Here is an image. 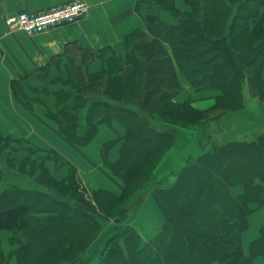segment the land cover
I'll list each match as a JSON object with an SVG mask.
<instances>
[{
    "label": "trees",
    "instance_id": "trees-1",
    "mask_svg": "<svg viewBox=\"0 0 264 264\" xmlns=\"http://www.w3.org/2000/svg\"><path fill=\"white\" fill-rule=\"evenodd\" d=\"M184 2L188 9L175 0H137L145 28L126 35L125 60L112 47L81 48L40 74L13 82L15 97L29 108L43 103L47 116L76 145L91 142L101 122L120 121L126 129L120 159L106 156L116 140L104 144V158L118 175L130 161L134 168L121 193L91 192L59 151L0 132V230L8 232L9 242L0 264H258L264 259V226L248 252L242 243L252 204L264 205V122L256 115L264 114V0ZM93 60L102 63L100 71L89 70ZM126 64L133 65L135 76L123 83L119 77ZM52 66L60 73L47 82ZM179 72L196 90H219L215 104L201 109L190 99L177 100L183 89ZM251 90L263 106L252 113L257 120L244 134L225 127L217 120L221 115L208 119L222 108L240 111ZM193 123L211 125L201 135L210 143L196 156L176 158L171 186H154L164 157ZM49 161L66 167V176L58 178ZM151 184L166 221L143 242L128 215ZM239 184L245 190L235 196L231 188ZM103 220L114 224L106 233Z\"/></svg>",
    "mask_w": 264,
    "mask_h": 264
},
{
    "label": "crops",
    "instance_id": "crops-1",
    "mask_svg": "<svg viewBox=\"0 0 264 264\" xmlns=\"http://www.w3.org/2000/svg\"><path fill=\"white\" fill-rule=\"evenodd\" d=\"M66 1L71 0H0V132L13 138L25 139L45 149L59 151L76 165L78 177L89 191L107 189L120 193L125 177L131 175L133 171L134 161H130L118 175L108 167L103 152L105 143L116 140L107 148L106 156L111 162L120 159V149L126 132L120 121L101 122L91 142L83 146L76 145L66 139L60 131L59 124L47 116V108L43 103L35 102L33 107L29 108L23 105L13 92L12 84L15 80H24L40 74L41 69L55 60L60 61L59 59L67 52L80 51L81 48L101 51L105 47H112L119 58L125 60L126 35L145 26L142 16L136 9L137 0H85L90 5L87 16L37 32L11 29L6 23V17L18 11L35 12ZM177 5L183 9L189 8L184 0H177ZM149 38L142 40L146 42ZM167 46L172 51V45L169 43ZM100 63L99 60H94L90 70L100 71ZM59 73L58 68L52 66L49 72L50 79L57 78ZM71 75L79 78L77 81L81 78L76 68L71 70ZM134 76L133 65L126 64L119 80L123 83L130 82L134 80ZM178 76L183 86L177 95L179 101L193 99L198 107L203 108V105L211 104L220 94L217 89L196 90L183 73L179 72ZM175 162L173 155H170L161 165L160 172L174 169L177 166ZM48 164L58 178L66 176L68 171L66 167L58 169L53 161H49ZM138 200L135 203L137 216L132 222L141 232L145 242L162 230L166 215L152 192L143 194ZM146 204L145 209L161 218L158 230L148 225L144 227V219L140 220V213ZM104 224L103 230L106 233L109 228L108 224H105L106 226ZM146 229L149 233L157 232L154 235H144ZM257 262L264 264V259L258 258Z\"/></svg>",
    "mask_w": 264,
    "mask_h": 264
},
{
    "label": "rangeland",
    "instance_id": "rangeland-1",
    "mask_svg": "<svg viewBox=\"0 0 264 264\" xmlns=\"http://www.w3.org/2000/svg\"><path fill=\"white\" fill-rule=\"evenodd\" d=\"M175 2L177 4V0H175ZM142 20H143V23L145 24L143 17H142ZM143 28H145V26ZM126 51H127V47H126ZM93 61H91V63ZM91 63L89 65V70L91 67ZM100 65L102 67V63H100ZM50 80L51 79L47 80V82H49ZM36 83L37 84H39V83L45 84L46 82L41 81V80H37ZM254 93L255 92L253 90H251L250 92L247 91V95L245 97L246 105L242 109H240V111L238 110L239 112L237 111V112L233 113V112L229 111L227 108H222V109H219V110H216V111L210 113V117L208 119L217 118L216 115H221L220 117L217 118V120H220V122L225 127H226V124L229 128H231V130H233L232 127H236V128H234L235 131H237L240 135L244 134L245 129L247 128L248 124H250L252 126L254 125L253 118L255 120H257V118L253 117L252 113L259 112L261 107L263 106V104L259 100L258 94L254 95ZM190 100L192 101V103L194 102L193 103L194 106L198 107L195 104V101L193 99H190ZM215 102H216V99H214L211 104L206 103L205 105H203V108L201 107V109H209L210 107H212L215 104ZM198 108H200V107H198ZM256 115L260 119L259 121L264 122V114L261 115V113H260V114H256ZM208 119H206V120H208ZM234 120H235V123L233 124ZM210 124H212V123L210 122ZM210 124L207 126H201V125H198L197 123H193V125H190V127H184L183 128V133L179 134L178 139H176V143L174 146L175 148L171 151L172 153L169 154V155H173L174 162H175V159L178 158L179 156H181V158L185 157L189 154L192 156H196L200 152H202L203 149H205L207 147V145L210 143V139H209V137L201 136V135L203 133L204 128H207V129L210 128V126H211ZM254 128L256 129L258 127H254ZM167 160H168V158L166 155L162 161V164L164 161L166 162ZM175 164H177V161L175 162ZM160 167L157 169L158 173L156 175H154L155 176L154 179H156L158 181V183L154 186H164V187L165 186L166 187L171 186L176 180L175 171L177 169L176 170H171V169L165 170V172L162 173L159 170ZM150 186H152V188L149 189L150 187H148V190H150V193L152 192V194H153V190L155 189V187L152 184ZM123 188H124V183H123V187H122V190L120 191V193L123 191ZM244 190H245L244 186L240 185V184L234 185L231 188V192L235 196H240L241 194H243ZM147 193H144V195ZM138 201L139 200H137L136 202H138ZM135 207H136V205H135ZM252 207L253 208L255 207V208H254V210L252 209L253 211L250 214H248V218H249L248 219V222H249L248 228L242 234V243H243L244 249L247 252L249 251V247H250L251 242H253L259 236V234L261 232V228L264 226V205L258 206L257 203H253ZM143 208H144V210H142L140 213V220L144 219L143 220L144 221V227H147V225H148V227L152 226V227L156 228V230H158V228L161 224V218L159 219L155 213L148 211V209H145V208H147V204ZM149 210H151V209H149ZM122 213L124 215H127L126 211H124ZM136 216H137V211L131 210L129 215H128V219L130 218V220L133 221ZM103 223L108 224L107 228H109V229L114 226V224H112L110 222V220H103ZM103 229H104V227H103ZM109 229L107 231H109ZM103 231H105V230H102V232ZM156 232L157 231H155V233ZM155 233L154 232L149 233L147 231V229L144 230V235H147V234H153L154 235ZM7 235H8V232L6 230H0V253L8 254L7 252L9 250V242H8ZM96 244H97V241L95 242V245L93 247H95ZM99 244H100V242H99ZM3 259L7 260V258H3ZM258 263L260 264V262H258Z\"/></svg>",
    "mask_w": 264,
    "mask_h": 264
},
{
    "label": "built area",
    "instance_id": "built-area-1",
    "mask_svg": "<svg viewBox=\"0 0 264 264\" xmlns=\"http://www.w3.org/2000/svg\"><path fill=\"white\" fill-rule=\"evenodd\" d=\"M90 5L85 0H71L39 11L21 10L6 17L11 29L37 32L87 16Z\"/></svg>",
    "mask_w": 264,
    "mask_h": 264
},
{
    "label": "bare ground",
    "instance_id": "bare-ground-1",
    "mask_svg": "<svg viewBox=\"0 0 264 264\" xmlns=\"http://www.w3.org/2000/svg\"><path fill=\"white\" fill-rule=\"evenodd\" d=\"M63 135V134H62Z\"/></svg>",
    "mask_w": 264,
    "mask_h": 264
}]
</instances>
